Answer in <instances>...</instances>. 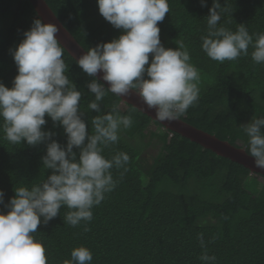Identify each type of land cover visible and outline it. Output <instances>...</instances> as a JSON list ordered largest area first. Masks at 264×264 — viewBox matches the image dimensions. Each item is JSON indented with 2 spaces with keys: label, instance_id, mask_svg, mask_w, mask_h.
<instances>
[{
  "label": "trees",
  "instance_id": "1",
  "mask_svg": "<svg viewBox=\"0 0 264 264\" xmlns=\"http://www.w3.org/2000/svg\"><path fill=\"white\" fill-rule=\"evenodd\" d=\"M45 1L85 51L121 34L99 14L96 0ZM168 2L169 13L158 23L161 43L175 49V41L183 40L200 76L199 100L179 119L245 148L247 138L238 127L264 116V65L255 64L250 55L219 63L201 50L212 0H206V7L200 0ZM218 2L227 9L222 26L234 30L245 24L250 34L264 32V0ZM36 18L28 0H0V82L6 87L17 74L10 49ZM65 61L69 79L82 92L81 111L91 132V118L97 113L87 109L94 99L87 83L93 78L67 52ZM101 103L102 111L120 104L122 114L133 118L118 143L104 149L108 158L126 152L127 171L121 178L120 170H112L118 184L93 208L91 222L72 227L64 222L67 209L62 208L47 225L38 226L34 235L43 241L48 264H62L80 245L91 250L92 264H204L199 257L205 250L216 257L215 264H264L263 177L169 132L110 92ZM45 119L44 130L55 132L53 138L65 144L63 128ZM44 155V144L13 146L0 133V190L5 203L15 195V186L39 183L50 174L42 167ZM0 211H6L3 205Z\"/></svg>",
  "mask_w": 264,
  "mask_h": 264
},
{
  "label": "clouds",
  "instance_id": "2",
  "mask_svg": "<svg viewBox=\"0 0 264 264\" xmlns=\"http://www.w3.org/2000/svg\"><path fill=\"white\" fill-rule=\"evenodd\" d=\"M96 3L99 14L121 34L75 58L79 68L93 78L87 83L94 94L87 109L97 113L91 118V132L81 111L82 92L68 76L66 48L58 39L57 24L37 17L15 49H10L17 74L10 88L0 82V133L13 146L44 144L42 167L51 172L39 183L15 186V195L7 203L0 190V205L6 209L0 211V264H48L43 241L34 235L38 226L47 225L62 208L67 209L64 222L72 227L91 222L93 208L118 184L112 170H120L121 178L127 171L130 157L126 152L108 158L104 149L118 143L133 118L122 114L120 104L102 111L107 93L125 102L133 94L138 96L144 109L154 112L160 122L178 120L199 100L200 76L187 45L176 40L175 49L165 48L160 40L158 23L169 13L168 0ZM200 5L206 7V0H200ZM226 11L218 0H212L207 31L200 37L201 50L219 63L250 55L255 64L264 65V32L250 34L245 24L234 30L222 26ZM46 117L53 127L63 128L65 144L53 138L55 132L44 130ZM238 129L247 138L244 150L255 168L264 170V116L252 117ZM199 239L204 248L202 236ZM199 259L204 264L216 261L206 250ZM92 260L91 250L80 245L62 264H92Z\"/></svg>",
  "mask_w": 264,
  "mask_h": 264
},
{
  "label": "water",
  "instance_id": "3",
  "mask_svg": "<svg viewBox=\"0 0 264 264\" xmlns=\"http://www.w3.org/2000/svg\"><path fill=\"white\" fill-rule=\"evenodd\" d=\"M33 9L35 10L37 17L42 22H53L60 28L58 39L61 41L62 46L66 48L67 54L75 60L84 52H86L82 46L76 41V39L70 34V32L63 26L60 20L56 17L53 11L50 9L45 0H28ZM98 79V77H97ZM104 83L107 87V83ZM122 104L133 107L142 114L149 117L153 122L160 124L164 129L171 133L177 134L183 138L196 143L205 150L211 151L215 155L230 160L245 169L249 170L251 174H257L264 178V170L255 168L253 158H251L242 147H236L226 141L219 140L217 137L210 135L202 130H199L181 119L171 122H160L155 119L154 112L144 109L142 102L136 95H131L127 98L126 102L122 101Z\"/></svg>",
  "mask_w": 264,
  "mask_h": 264
},
{
  "label": "rangeland",
  "instance_id": "4",
  "mask_svg": "<svg viewBox=\"0 0 264 264\" xmlns=\"http://www.w3.org/2000/svg\"><path fill=\"white\" fill-rule=\"evenodd\" d=\"M157 153V152H156ZM156 153H154V154H156ZM147 157L149 158V152H147ZM260 181H262L263 182V180L262 179H260Z\"/></svg>",
  "mask_w": 264,
  "mask_h": 264
}]
</instances>
